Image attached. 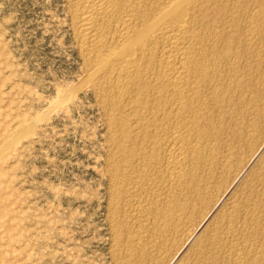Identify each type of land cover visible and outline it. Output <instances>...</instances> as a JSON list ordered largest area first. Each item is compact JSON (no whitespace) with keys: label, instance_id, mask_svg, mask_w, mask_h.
<instances>
[{"label":"rangeland","instance_id":"374dc122","mask_svg":"<svg viewBox=\"0 0 264 264\" xmlns=\"http://www.w3.org/2000/svg\"><path fill=\"white\" fill-rule=\"evenodd\" d=\"M263 3L249 7L261 12L253 20L263 31L255 39L251 63L248 61L249 88L233 82L232 103L227 104L228 113L223 117L231 125V115L239 113L253 133L247 138L245 131L246 137L242 134L239 138V153L232 158L236 161L214 180L212 196L209 192L211 197L199 204L204 206H197L195 219L189 222L194 226H190L188 220L181 221V212L173 213L175 221L173 215L169 217L172 220L157 216L156 192L138 186L136 176L131 183L124 176L131 168H123L125 156L118 145L125 140L122 144L126 143V148L133 145L136 153L140 152V143L131 133L132 122L140 115L125 119L128 127L124 133L110 103L107 76L90 67L80 47L69 1L0 0V264H243L238 257L250 247L246 256L257 257L264 264ZM220 17L210 13L206 20H228ZM242 94V98L253 97L254 101L243 106L239 102ZM225 135L224 139H229ZM210 142L204 140L208 143L204 147L212 148L214 142ZM119 162V171L126 169L122 176L115 174ZM136 201L140 203L138 212L133 211ZM234 203L241 207L237 218L229 214ZM253 208L258 212L252 218ZM248 217L258 226L241 233L243 224L252 221ZM178 218L181 226L175 224ZM215 234L219 236L217 247L212 246ZM240 234L254 238L246 251L238 248ZM231 246L239 255L224 253ZM247 263L254 264L252 260Z\"/></svg>","mask_w":264,"mask_h":264},{"label":"bare ground","instance_id":"6f19581e","mask_svg":"<svg viewBox=\"0 0 264 264\" xmlns=\"http://www.w3.org/2000/svg\"><path fill=\"white\" fill-rule=\"evenodd\" d=\"M68 1L70 3L71 18L74 20L76 35L80 41V47H82L83 53H85L84 55L91 65L90 67L99 75L104 74L108 77L105 79H108V85L112 92L110 103L117 112L115 114L118 115L117 118L119 119L122 131L126 130V126L128 127L125 119L127 120L130 116H136L137 114L140 115L132 122L134 126L131 129V133L135 139L137 138V142L140 143V152L136 153L133 145L126 148L124 146L126 143L122 144L125 140L121 141L122 143L118 147L121 148L119 149L125 156V159L122 160L126 163H124L126 167L124 166L123 168H131V170L124 175L123 172H126V169L125 171H123L124 169H120L122 170L120 172L119 167H121V163L119 162V166L116 169L113 168L116 170H114L115 174L124 175L128 181H132L134 175L136 176L134 178L136 180L135 183L138 186H148L150 191L156 192V195H153L155 196L154 204L156 206L155 211L158 213L157 216L160 215L163 219H169L175 211L177 215L178 212H181V215L183 214V217H181L183 220L181 221L186 222L188 220L186 223H189L196 212L197 206L199 207L200 203L203 204L202 201L206 200L205 198L212 196L210 189L213 183H215L214 180H217L220 174L225 172L230 166L233 156L239 150V146L237 145L239 138L245 135V131L247 138L250 133H253V130H250L248 122L244 117L241 118V115L236 111L240 116L238 117L237 114L231 115L230 120L233 122L231 125L226 124L229 122H225L223 117L228 113L226 107H228L227 104L231 101L230 90H232L233 82L236 80V83L241 84L242 88L245 87L247 90L249 88V85H247V81L251 76V62L249 59L251 58L252 61L253 57L250 56L252 55V51H255L253 49L255 47L254 43L258 41L255 40L256 37L263 34V31L258 29V26H260L258 25L259 22L253 20L261 12L257 10L254 12L252 10L253 7H249L253 4H260L262 6L261 3L264 0ZM254 8L257 7L255 6ZM230 11L234 12L231 13ZM210 13L216 14L217 19L218 16L222 15L223 17H228V20H206ZM210 18L213 17L211 16ZM262 18L259 20H262ZM254 21L258 22L257 27ZM262 28L264 29V27ZM105 79L103 80L105 81ZM109 87L107 86V88ZM242 97H244L243 94ZM252 101H254L253 97L239 100L243 106H249ZM255 109L257 110V108ZM228 111L231 112L230 109ZM116 124H118L117 121ZM123 132L125 133V131ZM225 133L229 139H224ZM121 134L123 135V133ZM118 135L120 136V132ZM123 137L126 138L125 136ZM204 140H211V142H214V146L212 145V148L204 147L209 143L204 144ZM201 141L204 145L200 144ZM235 159H233L234 162L236 161ZM234 162H232V165ZM120 176L118 175L121 179ZM115 177L117 176L115 175ZM165 178H168V180H165ZM131 181L129 182L131 183ZM215 185L213 188L217 187ZM135 187L137 186L135 185ZM137 201L136 203L134 202L135 206L133 204L134 212H138V209H140V203ZM206 203L205 206L207 205ZM202 206L204 205H200V207ZM240 208L235 203L232 204L229 214H236L237 218ZM255 209L253 208V211L250 212V214L252 213V218L255 215L254 213L258 212V209ZM203 213L206 215L204 210ZM249 220H252L251 223L247 226L243 224L241 233L249 228L252 232L258 226L255 219V223H253V219ZM173 221H175V218ZM179 221L178 218L175 224L178 223L179 225L183 223ZM190 223V226L193 225V223ZM189 225L187 224V227ZM177 227L178 229L180 228L179 226ZM171 228L167 230L171 231ZM185 228L186 226L183 229ZM230 229L232 231L233 227H230ZM230 229L228 230L230 231ZM234 231L233 234L235 233ZM241 235L240 237L238 236L240 239H237L240 245H237L238 248L241 246L246 251L254 238L250 239L251 236L246 237L245 234ZM218 241L219 236L215 234L212 246L216 245L217 247ZM216 247L214 246V248ZM232 247L225 250L224 253L232 256L233 254L237 255L238 253H235L238 249L235 252V249ZM251 248L246 252L247 254ZM216 250L218 249L216 248ZM239 250L238 252L241 251ZM218 252H215V255L220 254ZM246 253L244 252L242 255L238 254L239 257L237 256L243 264L249 260H252L254 264H261L260 260H258L259 258L249 259ZM252 254L254 253L252 252ZM211 257L213 258V255ZM260 259L262 260V256Z\"/></svg>","mask_w":264,"mask_h":264}]
</instances>
